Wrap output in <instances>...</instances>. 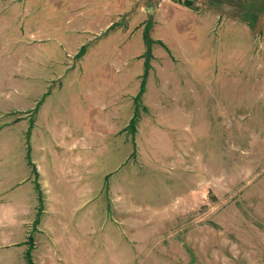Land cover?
Instances as JSON below:
<instances>
[{
    "label": "rangeland",
    "instance_id": "rangeland-1",
    "mask_svg": "<svg viewBox=\"0 0 264 264\" xmlns=\"http://www.w3.org/2000/svg\"><path fill=\"white\" fill-rule=\"evenodd\" d=\"M148 26L159 44L136 112ZM105 79L116 86H94ZM100 92L108 137L86 220L75 235L11 214L0 264H27L30 236L34 264H264V0H0L3 186L29 174L42 103L82 120ZM26 107L30 125L10 126Z\"/></svg>",
    "mask_w": 264,
    "mask_h": 264
},
{
    "label": "crops",
    "instance_id": "crops-1",
    "mask_svg": "<svg viewBox=\"0 0 264 264\" xmlns=\"http://www.w3.org/2000/svg\"><path fill=\"white\" fill-rule=\"evenodd\" d=\"M87 73L90 74L86 77L97 76L96 72L93 71L85 72V74ZM77 76L79 77L77 80L81 82V74L79 73ZM93 82L95 81L87 80L85 84H92ZM112 83L116 84L115 79H105L95 82L94 86H112ZM98 90L102 92L100 87L93 89V91ZM60 91L59 89L56 92ZM108 94L110 92L101 93V95L93 94V103L89 105L90 111L89 113L84 112L85 118L82 120L77 118L78 112L74 115L71 112L67 113L65 120L66 113L62 105L49 104L47 106L48 103L40 105L35 114L34 126L30 134V161L36 168V174L28 160L29 174L27 173L22 179H17L13 188L12 185L5 187L0 183V198H3L0 200V231L3 234H0L3 239L9 236L6 234H10V230L16 226V223L12 221L15 220V217L11 218V214L15 215L26 211L30 219L33 218L38 221L37 229L39 225H43L47 230L50 224L52 228L56 226L55 231H58L61 230L57 226L58 224L65 227V222H74L67 227H73L76 235L79 229V224L76 222L86 220V211L95 199V193L101 192L100 181L96 182L95 178L97 172L101 170V168L97 169V163L101 157L102 141L108 137L102 128L103 124L107 126L104 116L106 114L105 106L109 100ZM69 107L72 109L71 106ZM65 108L67 109V107ZM27 109L26 107L22 111L25 117L19 118L21 119L19 122L10 126L20 123H29L30 125ZM0 115L2 114L0 113ZM44 116L49 117L45 122L42 120ZM36 136L40 137L39 142L35 138ZM34 139L37 142L35 146ZM98 151L99 157H97ZM25 188L31 189L32 192H25ZM13 189L22 190L20 195L28 197H14L13 199H10V196L6 197L9 191ZM40 199L43 202L42 210L40 209ZM33 206L35 211H32ZM93 206L95 205L93 204ZM33 212L34 217H32ZM91 212L90 208L89 215L93 217L92 219L100 221V215L95 216V213Z\"/></svg>",
    "mask_w": 264,
    "mask_h": 264
},
{
    "label": "trees",
    "instance_id": "trees-1",
    "mask_svg": "<svg viewBox=\"0 0 264 264\" xmlns=\"http://www.w3.org/2000/svg\"><path fill=\"white\" fill-rule=\"evenodd\" d=\"M185 4H186V6H188V7H190L191 9H195L194 8V3H192V2H185ZM150 23V22H149ZM248 24H249V22H248ZM251 26V25H250ZM148 28H149V26L147 27V33H146V36H144V41H145V45L148 47V52H147V54L145 55V57L147 56V58H148V60H147V64L145 63V68H144V73H143V76H142V81H141V85H140V89H139V92H138V94H137V97L135 98V103L137 104V106H136V112H137V108H138V105H139V99H140V97H142V95L145 93V90H146V86H147V80H148V77H149V70L151 69V65H150V62H149V59L152 57V55H151V52H152V46H153V44H159V42H154L153 40H152V38L151 37H149V33H148ZM112 29V28H111ZM83 53H81V55H82ZM83 56V55H82ZM148 62H149V64H148ZM137 114V115H136ZM135 114V117H134V119L131 121V124H130V126L128 127V130H131L132 131V133L134 134V132H135V125H136V123L138 122V118H139V115H138V113H136ZM33 126H34V123L32 122L31 123V128H30V131H31V129L33 128ZM28 135H30V132H29V134ZM29 161H30V155H29ZM30 165L33 167V171H34V173L36 174V168H35V166H33V164H32V162L30 161ZM41 199H42V197H41ZM40 199V209H41V205H42V200ZM42 210V209H41ZM38 224V221L36 220L35 221V225H37ZM34 242V240H33V237L32 236H30L29 237V243H30V248L28 249V251H27V253H26V258H27V264H34L33 263V261H32V258H31V253H32V251H33V243Z\"/></svg>",
    "mask_w": 264,
    "mask_h": 264
}]
</instances>
